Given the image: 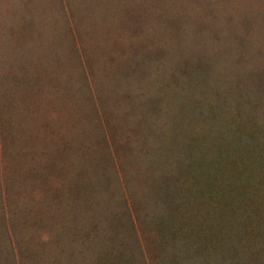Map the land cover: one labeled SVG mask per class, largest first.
<instances>
[{"label": "rangeland", "instance_id": "rangeland-1", "mask_svg": "<svg viewBox=\"0 0 264 264\" xmlns=\"http://www.w3.org/2000/svg\"><path fill=\"white\" fill-rule=\"evenodd\" d=\"M230 37L241 54L225 52ZM180 46L188 67L224 78L236 53L264 77V0H0V232L14 238L0 264L84 262L114 209L97 160L132 166Z\"/></svg>", "mask_w": 264, "mask_h": 264}, {"label": "trees", "instance_id": "trees-1", "mask_svg": "<svg viewBox=\"0 0 264 264\" xmlns=\"http://www.w3.org/2000/svg\"><path fill=\"white\" fill-rule=\"evenodd\" d=\"M221 42L241 54L234 38ZM176 56L178 81L156 82L160 111L140 123L132 166L97 160L102 204L114 209L99 214L81 264H264V77L238 69L236 53L224 78L200 58L188 67L186 46ZM13 239L5 227L1 248Z\"/></svg>", "mask_w": 264, "mask_h": 264}]
</instances>
